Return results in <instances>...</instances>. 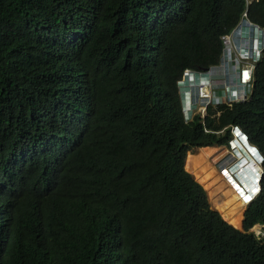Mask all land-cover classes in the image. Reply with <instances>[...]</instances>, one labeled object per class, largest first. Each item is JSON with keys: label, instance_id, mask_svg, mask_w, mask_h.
Masks as SVG:
<instances>
[{"label": "trees", "instance_id": "trees-1", "mask_svg": "<svg viewBox=\"0 0 264 264\" xmlns=\"http://www.w3.org/2000/svg\"><path fill=\"white\" fill-rule=\"evenodd\" d=\"M244 13L264 28V0H0V264H264V180L241 231L186 170L231 125L264 153V58L205 119L178 89Z\"/></svg>", "mask_w": 264, "mask_h": 264}, {"label": "built area", "instance_id": "built-area-1", "mask_svg": "<svg viewBox=\"0 0 264 264\" xmlns=\"http://www.w3.org/2000/svg\"><path fill=\"white\" fill-rule=\"evenodd\" d=\"M243 17L245 20L239 25L241 30L254 26L260 31L261 35L255 45H252L249 35L235 30L223 37L224 52L220 65L214 66L204 74L188 70L184 80L180 82L182 93L192 95L191 103L194 110L188 121L197 114L204 118L209 106L216 107L224 104L232 106L234 102L247 98L246 92L252 88L254 71L264 50V30L251 24L246 13ZM197 76H204L207 80L198 83ZM240 91L243 97L237 95Z\"/></svg>", "mask_w": 264, "mask_h": 264}, {"label": "clouds", "instance_id": "clouds-1", "mask_svg": "<svg viewBox=\"0 0 264 264\" xmlns=\"http://www.w3.org/2000/svg\"><path fill=\"white\" fill-rule=\"evenodd\" d=\"M243 20H245L244 17H242L239 24L230 33L226 34L225 36L230 35L235 30L240 31V32H242V34L249 35V40L252 42V45L254 46L256 40L261 35L260 31H259V29H257L254 26H248L246 28H243V30H241L239 28V25L242 23ZM248 20L250 21L251 24L259 26L258 24L253 23L249 19V17H248ZM259 27L264 30V28H262L261 26H259ZM222 40H223V38H222ZM260 48H261V46H260ZM223 52H224V41H223L222 57H221V60L219 61V63L209 67L208 69H203V70H190L189 69V71L195 72L197 74L207 73L214 66L220 65L222 63ZM263 58H264V50L261 53V58L259 59V62L256 65L255 71L257 69V66L262 62ZM186 71H188V70H186ZM186 71L184 72V74L182 75V78L178 82V89H179V93L182 97L183 113L185 116V121L187 123H190L197 116L201 117V115L197 114L193 117L192 120L188 121L190 119L192 113H193V110H194V107L191 103V101H192L191 96L192 95L190 93H184V92L182 93V91L180 89V85H179L180 82H182L184 80V76H185ZM255 71H254V75H255ZM196 78L198 80L197 81L198 83L200 81H206L207 80V78H205L204 76H197ZM253 89H254V76H253L252 88L246 92L247 98L245 100H239L237 102H234L232 104V106L236 103L248 101L253 94ZM237 95H239L240 97H243L242 91H240V93H238ZM219 106L232 107V106H228L225 104L219 105ZM219 106H216V107L209 106L207 109L206 116L208 115L209 108L216 109ZM218 115H220V113H218ZM205 117L204 118L201 117V118L205 119ZM225 131L229 132L228 138L226 140L227 142L222 144V145H219V146H211V147H217V148L224 147L227 149L228 154L226 155L225 160L219 164V165H221V168L219 167V170L221 172H223L224 175H226L225 178L227 179L228 184L230 186H232L236 191H239L240 193H244V197H250L251 200L247 204L248 206H250L261 195L262 190H263L264 153H263L262 149L257 144H255L254 142L251 141L248 134L241 127L236 126V125H231V126H228L225 129ZM194 149L199 150L201 148H194ZM219 165H217V167ZM224 168H225V170H224ZM244 221H245V215H244V219L242 222L243 229H242V227H241V229H239L241 231H244ZM258 225H260V224H258ZM250 232H253V231L250 230Z\"/></svg>", "mask_w": 264, "mask_h": 264}, {"label": "bare ground", "instance_id": "bare-ground-1", "mask_svg": "<svg viewBox=\"0 0 264 264\" xmlns=\"http://www.w3.org/2000/svg\"><path fill=\"white\" fill-rule=\"evenodd\" d=\"M223 148H201L196 155L189 157L186 166L192 169L193 175L208 192L212 205L219 210L223 219L235 228L240 229L244 219V209L251 199L250 197H244V193H240L230 186L225 178L226 175L216 167L217 161L228 154V151L221 152ZM229 189L230 194H237L236 198L227 195L226 192ZM225 193L226 196L223 197Z\"/></svg>", "mask_w": 264, "mask_h": 264}, {"label": "rangeland", "instance_id": "rangeland-1", "mask_svg": "<svg viewBox=\"0 0 264 264\" xmlns=\"http://www.w3.org/2000/svg\"><path fill=\"white\" fill-rule=\"evenodd\" d=\"M249 2H251V0H249ZM209 149L210 148H214V147H208ZM217 148V147H216ZM223 148V147H222ZM202 149H204V148H202ZM218 149V148H217ZM221 149V148H220ZM198 151L199 150H195V149H192L190 152H188V154H187V158H186V165H187V161L189 160V157L191 156V155H196L197 153H198ZM223 151H227L226 150V148L224 149L223 148V150L221 151V152H223ZM225 158L226 157H223V158H221V159H219L218 161H217V163H216V165H219L222 161H224L225 160ZM219 167L221 168V165H219L217 168L219 169ZM186 170L189 172V173H191L192 175H193V171H192V169H190L189 167H187L186 166ZM194 176V175H193ZM202 185V184H201ZM208 193V192H207ZM227 193V195H230V196H233L234 198H236L235 196L237 195V194H235V193H233V194H230V189L226 192ZM226 193L224 194V196L223 197H225L226 196ZM210 199V198H209ZM210 202H211V205H212V200H210ZM218 204V203H217ZM219 205V204H218ZM212 207L214 208V205H212ZM248 205L245 207V209H244V212H243V218H244V215H245V213L247 212V209H248ZM241 229V228H240ZM263 229H264V226L263 225H256V226H254L252 229H251V231H253L256 235H260L262 232H263Z\"/></svg>", "mask_w": 264, "mask_h": 264}, {"label": "water", "instance_id": "water-1", "mask_svg": "<svg viewBox=\"0 0 264 264\" xmlns=\"http://www.w3.org/2000/svg\"><path fill=\"white\" fill-rule=\"evenodd\" d=\"M242 229H243V226H242Z\"/></svg>", "mask_w": 264, "mask_h": 264}, {"label": "flooded vegetation", "instance_id": "flooded-vegetation-1", "mask_svg": "<svg viewBox=\"0 0 264 264\" xmlns=\"http://www.w3.org/2000/svg\"><path fill=\"white\" fill-rule=\"evenodd\" d=\"M216 167H217V165H216Z\"/></svg>", "mask_w": 264, "mask_h": 264}, {"label": "snow or ice", "instance_id": "snow-or-ice-1", "mask_svg": "<svg viewBox=\"0 0 264 264\" xmlns=\"http://www.w3.org/2000/svg\"><path fill=\"white\" fill-rule=\"evenodd\" d=\"M245 75H246V73H245Z\"/></svg>", "mask_w": 264, "mask_h": 264}]
</instances>
